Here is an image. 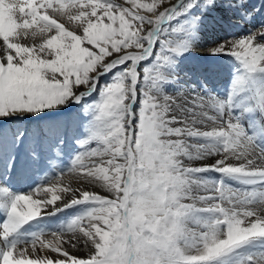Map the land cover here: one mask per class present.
<instances>
[{"label": "snow or ice", "instance_id": "6c2138e0", "mask_svg": "<svg viewBox=\"0 0 264 264\" xmlns=\"http://www.w3.org/2000/svg\"><path fill=\"white\" fill-rule=\"evenodd\" d=\"M0 264H264V0H0Z\"/></svg>", "mask_w": 264, "mask_h": 264}, {"label": "bare ground", "instance_id": "6f19581e", "mask_svg": "<svg viewBox=\"0 0 264 264\" xmlns=\"http://www.w3.org/2000/svg\"><path fill=\"white\" fill-rule=\"evenodd\" d=\"M223 35H225V33L222 32L219 29H216V30H213V31H208L204 35L203 40L199 44V47H201V48L207 47L211 43L212 40L219 39ZM198 57H200L202 59L203 57L205 58V57H208V56H207V54H205L203 52H200L199 49L197 50V52L189 53L184 58H182V59H184V61L189 62V64L185 63L183 60H181L180 65H179L180 70L186 64H188L186 66H189V68L191 67L190 68V72L189 71L188 72L193 76V78H195V76L198 74V70L201 67L204 66V64L201 63L202 65H199L198 68L195 69V67L193 66L194 65L193 60L198 58ZM235 63L236 62L234 60H232L231 58H225L223 60H217V62L215 63V64H218V65H221L222 69H223L218 75H216L212 79V82L210 84V87L215 89V92L217 94L222 95L225 92L226 87L229 84V81L231 79V74L234 71ZM182 65H183V67H182ZM42 175H43V173H42L41 170H38V171L32 173L28 179H26V180L22 181L21 183H19L15 190L26 192L30 185L37 184V183H39L41 181ZM71 213H72V210H69V215Z\"/></svg>", "mask_w": 264, "mask_h": 264}, {"label": "rangeland", "instance_id": "374dc122", "mask_svg": "<svg viewBox=\"0 0 264 264\" xmlns=\"http://www.w3.org/2000/svg\"><path fill=\"white\" fill-rule=\"evenodd\" d=\"M181 60L184 61V59H181ZM184 62L189 64V62H186V61H184ZM193 62H194V65L193 66L195 67V69H197L199 65H202L201 63H203L204 65H206L208 63L215 64L217 62V60L216 59L214 60L213 58H210V57H205V58L203 57L202 59L200 57H198V58L194 59ZM188 64H186V65H188ZM186 65L184 67L182 65V67L184 69L183 68H182L183 70L181 69L182 70L181 73H183L184 71L185 72H188V71L190 72V68L191 67L189 68V66H186Z\"/></svg>", "mask_w": 264, "mask_h": 264}]
</instances>
